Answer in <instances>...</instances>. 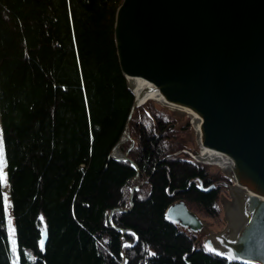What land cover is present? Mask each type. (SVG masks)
Masks as SVG:
<instances>
[{"label":"trees","instance_id":"1","mask_svg":"<svg viewBox=\"0 0 264 264\" xmlns=\"http://www.w3.org/2000/svg\"><path fill=\"white\" fill-rule=\"evenodd\" d=\"M122 1L0 0L8 177L0 185V264H124L123 253L127 264H237L166 219L168 206L181 199L217 218L220 190L200 189L199 181L208 188L215 179L180 152L174 121L151 101L129 123V156L145 182L133 193V209L112 216L127 232L109 222L112 211L130 207L138 176L131 163L112 157L134 103L114 40Z\"/></svg>","mask_w":264,"mask_h":264},{"label":"water","instance_id":"2","mask_svg":"<svg viewBox=\"0 0 264 264\" xmlns=\"http://www.w3.org/2000/svg\"><path fill=\"white\" fill-rule=\"evenodd\" d=\"M114 40L134 103L112 157L131 163L139 181L140 169L129 157V123L149 94L159 95L163 107L188 114L199 150L219 159L200 157L203 164L225 175L226 181L208 188L199 181V187L229 191L227 225L214 231L183 199L168 206L166 219L230 263L264 264V0H123ZM129 79L141 83L138 94ZM127 140L131 148L120 153ZM139 186L131 190L130 207L109 216L122 234L127 231L115 227L112 216L133 209Z\"/></svg>","mask_w":264,"mask_h":264},{"label":"rangeland","instance_id":"3","mask_svg":"<svg viewBox=\"0 0 264 264\" xmlns=\"http://www.w3.org/2000/svg\"><path fill=\"white\" fill-rule=\"evenodd\" d=\"M151 105L157 112H160V113L164 114L170 120L174 121L176 131L174 132L175 133V135H174L175 138H174L173 142L180 143V144H182L184 146V149L181 150L180 152L187 153L189 155L187 157L188 158L190 157L191 159H192L191 155L195 156V157L198 156L200 161H202L201 164L206 167V169L209 172L211 178L213 180L215 179L214 183L220 182V181H226V179H224L225 178L224 173L222 172V170L218 166L203 164V162H205L206 160H203L202 158H200V157H202V156H200L201 155V151L198 148L197 135H196L194 126H193V124L191 122V117L188 114H186V113H182V112H179V111H173L171 109H167V108L163 107L160 103L155 102V101H151ZM132 140L134 141L133 138H132ZM128 141L130 142V145H129L128 149H130L131 145H132V141L131 140H127L126 142H128ZM134 145H135V141H134ZM118 151L120 153H125L126 152V151L122 152L120 149ZM177 152H179V151H177ZM144 182H145V180H142L139 177V181L136 180L133 187H135L137 184H140V186H142L144 184ZM218 189L220 190V196H219V200H218L217 204H218V208L220 210V214H219V216L217 218L209 217L204 212L199 210L196 206L193 207L194 211L196 213H198V215L200 217H202L204 220H206L208 222V224L210 225V227L216 232L221 231L227 225L226 205L231 203V200H232L229 191H227L224 188H218ZM7 190H8V187L6 189V194L8 195V191ZM9 210H8V212H9ZM11 227L14 228L13 225H11ZM13 238L16 240L15 235L13 237L11 229L9 228V239H10L11 249H12L11 241H12ZM200 243H202V240H201Z\"/></svg>","mask_w":264,"mask_h":264},{"label":"snow or ice","instance_id":"4","mask_svg":"<svg viewBox=\"0 0 264 264\" xmlns=\"http://www.w3.org/2000/svg\"><path fill=\"white\" fill-rule=\"evenodd\" d=\"M5 167H6L5 142L3 140L2 135H0V185H6L8 182V177H7V173L5 172ZM4 202H5L6 208L10 206L8 204V198L6 195L4 196ZM42 219L43 218H41V220ZM8 224H9V228L11 229L12 235L14 237L15 229L11 227L12 222L10 219L8 221ZM43 235L46 236V229H45V232L43 233ZM44 243H45L44 239H41V241H40L41 250L44 249ZM11 244H12V252L15 254V252H16V240L14 238L12 239ZM209 250H211V249H209ZM152 255H155V254L153 253ZM229 259H234V257L230 256Z\"/></svg>","mask_w":264,"mask_h":264},{"label":"bare ground","instance_id":"5","mask_svg":"<svg viewBox=\"0 0 264 264\" xmlns=\"http://www.w3.org/2000/svg\"><path fill=\"white\" fill-rule=\"evenodd\" d=\"M129 82H130L131 87L135 90V92L137 94L142 90L143 87L141 86V83L139 82V80L129 79ZM149 96L151 98L149 101H156L159 103L161 102L159 95H157L155 93H151V94H149ZM172 110H173V108H172ZM200 156L204 157V159H207V160H210L213 162H217V163L219 162V159L217 158V156L208 149L201 150Z\"/></svg>","mask_w":264,"mask_h":264}]
</instances>
